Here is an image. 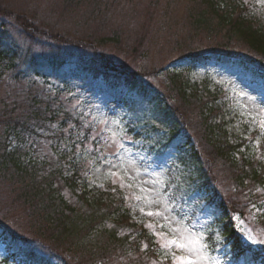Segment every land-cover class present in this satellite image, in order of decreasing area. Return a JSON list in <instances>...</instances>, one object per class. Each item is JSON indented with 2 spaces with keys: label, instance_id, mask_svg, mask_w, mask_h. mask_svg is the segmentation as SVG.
Here are the masks:
<instances>
[{
  "label": "trees",
  "instance_id": "16d2710c",
  "mask_svg": "<svg viewBox=\"0 0 264 264\" xmlns=\"http://www.w3.org/2000/svg\"><path fill=\"white\" fill-rule=\"evenodd\" d=\"M57 2L67 10L64 16L75 22L80 4L90 5L92 18L102 10L101 0ZM192 3V29L214 38L215 43L212 48L188 47L181 45L182 39H174L176 54L158 66L159 71L173 67L165 76L168 88L173 87L166 97L153 81L159 73L151 69L144 74L124 56L105 49L116 46L117 30L89 33L87 38L95 39L93 48L71 39L60 41L57 37L69 33L63 28L32 30L40 50L23 53L20 45L8 41L7 24L0 23V83L5 81L12 90L0 106V179L10 183L9 207L21 208L22 217L38 218L26 232L12 230L0 218L4 263L156 262L154 237L143 224L134 222L124 190L110 183L88 188L82 172L85 157L78 146L89 141V130L82 129L80 114H90L83 105L102 96L108 105L121 103L129 119L143 114L135 119L146 122L141 128L134 123L130 130L151 143L153 161L168 162L165 192L176 214L203 229L209 252L222 264H264V253L241 243L233 221L234 214L255 209L259 223L264 224V136L259 130L251 136L249 127L229 107L227 95L207 82H191L190 76L198 65L225 59L249 75L251 82L260 83L264 96V7L250 0ZM81 21L82 17L77 23ZM40 35L51 43L44 44ZM83 93L91 98L81 97ZM73 98L81 99L82 110L69 107ZM177 99L192 102L189 106L194 111H188L199 119L202 150L191 121L185 119L186 110L175 105ZM157 127L165 134L151 142V135L143 133H154ZM203 156L227 168L231 189L219 188Z\"/></svg>",
  "mask_w": 264,
  "mask_h": 264
},
{
  "label": "rangeland",
  "instance_id": "374dc122",
  "mask_svg": "<svg viewBox=\"0 0 264 264\" xmlns=\"http://www.w3.org/2000/svg\"><path fill=\"white\" fill-rule=\"evenodd\" d=\"M257 2L264 6L260 0ZM101 3V13L99 12L93 18L90 5H78L80 13L75 22L72 20L74 18L64 16L67 14V10L59 5L57 0H0V23L7 24L8 41H14L20 45L19 49L23 50V53L40 50L36 43L39 38L32 30L42 33L47 28H63L69 33L64 32L65 34L57 37L60 41L63 40L67 43L71 39V41L85 45V48H93V45H96L94 37L87 38L89 33L96 36L117 30L116 46L110 44L105 49L124 56L141 68L144 74H150L148 70L151 69H153V73H159L154 74L155 80H149L156 83L165 97L169 94L168 89L173 88H168L170 84L165 80V76H170L173 67H167L165 70L161 68L159 71L158 66L176 54L172 52L174 39H182L181 45H189L188 47L197 44L212 48L215 43L214 38H208L205 33L192 29L191 14L195 7L192 0H101ZM56 5L59 7H55ZM54 7L55 14L52 11ZM57 9L60 10L58 14H56ZM81 17L83 21L78 24L77 21L79 22ZM40 37L45 42L44 44L51 43L50 40H44L46 38L41 35ZM135 49L136 51L133 52ZM190 72L191 82H207L227 95L225 99L229 101V107L236 112L238 119L245 122L249 131L257 132L260 129V132L264 134V128L260 126L264 122V96L260 93V83L251 82L249 75L244 74L236 65L228 63L225 59L220 62L212 59L206 65H198ZM146 80L148 81V78ZM177 82L174 84L179 86ZM15 90L16 88L13 90L14 93ZM8 91H12L8 84L5 81L0 83V106L2 101L10 98L6 95ZM81 97L91 98L84 93ZM93 99L83 105L86 106L84 111L90 112V114L84 112L80 114L82 129L89 130V141L78 146L79 154L81 153L85 157L82 172L87 178V187L110 183L124 190L129 204L134 208V218L139 222L146 223L145 225L154 237L162 260L165 259L166 249L161 247L163 241L154 235V232H165L177 236L183 234L186 237L198 239L201 244L205 245L200 249V252L207 257L201 261V264H222L220 258L209 252L202 234L203 229L198 227L199 224L188 223L186 218L175 213L164 188L168 162L152 161L153 155L149 153L151 143H144L143 136L136 137L134 131L131 132V126H136L134 123L138 128H141L146 122L145 119H135L141 118L143 114H135L133 115L134 120L129 119L126 116V109L121 103L116 106L108 105L107 99L102 96H97L94 102ZM189 103H185L183 100L178 103L177 99L175 105L186 110L185 119L187 122L191 121L192 130L196 133L192 134L194 138L197 137L201 149L200 122L188 111V108L194 111ZM81 105V99L73 98L69 107L82 110L83 108L78 107ZM131 122L133 123L131 124ZM157 128L158 130L156 129L154 133L145 131L143 135H151L150 141L155 142L157 138L165 134L162 132L164 129ZM261 139L260 137L259 140ZM203 162L209 175L215 178L222 191L226 190L228 186L231 189L233 183L227 168L218 161L208 160L205 156H203ZM8 184L10 183H5L0 179V218L4 219L7 226L13 227L14 231L26 232L29 228L33 229L35 226L31 227V225H35L37 217H22L20 216L23 215L21 208L12 210L9 207L11 187ZM141 187L153 189V191L142 193ZM231 193L230 190L225 198L232 199ZM257 193L262 194V191ZM136 196H146L147 200H137ZM157 198H159V202L148 203L149 200H157ZM141 208L144 209V212H141ZM148 211H160L161 215L148 216L146 215ZM255 212H257L255 209L243 210L241 213L233 215V221L241 243L255 252L264 253V243L259 242L264 240V224L261 221L263 225L259 223ZM208 216L209 214L207 218ZM16 217L18 218L16 219ZM165 223L169 227L161 228L160 225ZM170 229L176 231L170 232ZM173 250L177 255H180L182 251L176 250L174 246ZM5 255V248L0 244V264H5L3 262ZM166 260L173 264L170 254ZM157 261L151 264H165V262Z\"/></svg>",
  "mask_w": 264,
  "mask_h": 264
},
{
  "label": "snow or ice",
  "instance_id": "6c2138e0",
  "mask_svg": "<svg viewBox=\"0 0 264 264\" xmlns=\"http://www.w3.org/2000/svg\"><path fill=\"white\" fill-rule=\"evenodd\" d=\"M261 3H264V0H260ZM261 128H264V122L261 123ZM142 193L151 192L153 189H145L143 187L140 188ZM137 200L145 199L146 196H136ZM159 202V198L157 200H149L148 203H157ZM141 212H144V209L141 208ZM148 216H160V211H148L146 213ZM165 220L167 218L165 217ZM149 227H152L149 225ZM161 228H168L169 225L167 223L161 224ZM175 229H170V232H175ZM187 231V230H185ZM154 235L158 236L163 243L161 247L166 249L165 259L168 258V254L171 255V259L173 264H201V261L207 259V257L203 256L200 252V249L205 247V245L201 244L198 239L189 238L184 236L183 234L177 235H169L165 232H154ZM249 239L251 237L249 236ZM260 243H264V240L259 241ZM173 246L176 250H182L180 255L176 254V251L173 250ZM194 254V255H193Z\"/></svg>",
  "mask_w": 264,
  "mask_h": 264
}]
</instances>
